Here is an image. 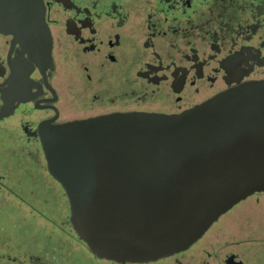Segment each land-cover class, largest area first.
<instances>
[{
    "label": "flooded vegetation",
    "instance_id": "obj_1",
    "mask_svg": "<svg viewBox=\"0 0 264 264\" xmlns=\"http://www.w3.org/2000/svg\"><path fill=\"white\" fill-rule=\"evenodd\" d=\"M16 1L0 4L12 15L0 21V264H264V191L179 251L98 256L43 146L57 124L179 114L263 82L264 0H37L35 17L29 0Z\"/></svg>",
    "mask_w": 264,
    "mask_h": 264
},
{
    "label": "water",
    "instance_id": "obj_2",
    "mask_svg": "<svg viewBox=\"0 0 264 264\" xmlns=\"http://www.w3.org/2000/svg\"><path fill=\"white\" fill-rule=\"evenodd\" d=\"M29 3L35 17L37 0ZM3 14L7 25L11 11ZM43 146L69 197L73 226L93 253L120 262L163 257L191 244L240 199L264 191V81L179 114L57 124Z\"/></svg>",
    "mask_w": 264,
    "mask_h": 264
}]
</instances>
